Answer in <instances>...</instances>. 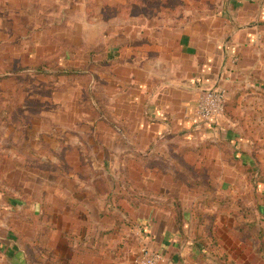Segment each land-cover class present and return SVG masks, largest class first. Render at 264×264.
<instances>
[{
    "label": "rangeland",
    "instance_id": "obj_1",
    "mask_svg": "<svg viewBox=\"0 0 264 264\" xmlns=\"http://www.w3.org/2000/svg\"><path fill=\"white\" fill-rule=\"evenodd\" d=\"M224 1L0 0V264H264V87L157 137L121 50Z\"/></svg>",
    "mask_w": 264,
    "mask_h": 264
},
{
    "label": "crops",
    "instance_id": "obj_2",
    "mask_svg": "<svg viewBox=\"0 0 264 264\" xmlns=\"http://www.w3.org/2000/svg\"><path fill=\"white\" fill-rule=\"evenodd\" d=\"M155 33V42L128 39L121 50L136 53L141 70L129 85L130 98L142 108L140 120L150 124L157 137L187 140L197 136L195 129L206 136L210 127L218 126L197 116L203 90L221 86L230 91L243 81L264 87L255 78L264 75V0H226L216 8L187 6V33L175 39ZM150 45V53L142 55L140 49ZM125 55L133 63V56Z\"/></svg>",
    "mask_w": 264,
    "mask_h": 264
},
{
    "label": "built area",
    "instance_id": "obj_3",
    "mask_svg": "<svg viewBox=\"0 0 264 264\" xmlns=\"http://www.w3.org/2000/svg\"><path fill=\"white\" fill-rule=\"evenodd\" d=\"M226 103V92L221 86H216L203 90L196 103V113L198 118L205 123H213L222 116ZM140 264H156L159 256L148 251L146 248L141 250Z\"/></svg>",
    "mask_w": 264,
    "mask_h": 264
},
{
    "label": "trees",
    "instance_id": "obj_4",
    "mask_svg": "<svg viewBox=\"0 0 264 264\" xmlns=\"http://www.w3.org/2000/svg\"><path fill=\"white\" fill-rule=\"evenodd\" d=\"M178 230V229H177ZM180 231H182L181 233H183V230H180ZM23 260H24V257L22 258Z\"/></svg>",
    "mask_w": 264,
    "mask_h": 264
}]
</instances>
